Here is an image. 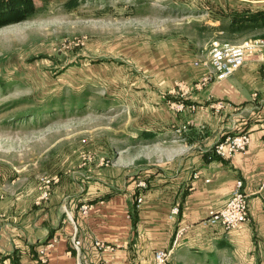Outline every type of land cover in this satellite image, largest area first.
Returning a JSON list of instances; mask_svg holds the SVG:
<instances>
[{
  "label": "rangeland",
  "instance_id": "rangeland-1",
  "mask_svg": "<svg viewBox=\"0 0 264 264\" xmlns=\"http://www.w3.org/2000/svg\"><path fill=\"white\" fill-rule=\"evenodd\" d=\"M34 1L37 14L0 29V194L20 204L49 201L62 181L87 195L99 171L148 189L159 130L193 105L211 43L264 36L213 26L223 13L208 15V0ZM233 253L186 264H252Z\"/></svg>",
  "mask_w": 264,
  "mask_h": 264
},
{
  "label": "crops",
  "instance_id": "crops-1",
  "mask_svg": "<svg viewBox=\"0 0 264 264\" xmlns=\"http://www.w3.org/2000/svg\"><path fill=\"white\" fill-rule=\"evenodd\" d=\"M208 1V15L223 13L210 15L213 26L229 24L232 12L264 9V0ZM208 72L202 68L197 81ZM194 87L185 98L193 105L185 104V111L173 116V129L159 130V177L147 190L144 183L132 186L126 178H106L99 171L87 195L82 193L84 181L76 180L62 181L43 204L10 202L0 194V264H38L39 250L54 238L50 264H155L159 250L172 251L171 264L233 251L252 264L264 262V254L255 252L256 244H264V47L227 80ZM242 132L251 136L246 153L213 158L216 143ZM239 181L249 195L250 222L233 231L205 225ZM176 203L181 212L171 220ZM88 204L92 209L84 213L82 206ZM75 240L81 244L78 251ZM96 242L114 250H99Z\"/></svg>",
  "mask_w": 264,
  "mask_h": 264
},
{
  "label": "built area",
  "instance_id": "built-area-1",
  "mask_svg": "<svg viewBox=\"0 0 264 264\" xmlns=\"http://www.w3.org/2000/svg\"><path fill=\"white\" fill-rule=\"evenodd\" d=\"M263 47L264 39L247 40L240 45H233L220 40L213 41L209 51L210 59L206 63L209 72L206 77L201 79L197 87H201L205 83L211 81L223 82L227 80L240 70L251 56L257 54ZM182 107L184 106L182 105ZM250 144L251 136L248 132L228 136L224 140L215 144L212 149V155H215L219 159L233 158L240 153H246ZM54 181L58 182V177H55ZM50 183L51 182L48 181L47 185ZM242 187V181L237 182L236 189L226 205L220 210L211 211L209 217L204 220V224L221 226L226 231L240 230L244 228V226L250 222L251 217L249 214V195L242 190ZM45 195H48V191H46L44 197ZM138 203H142V198L138 200ZM91 207L92 206L84 205L82 206V209L85 211ZM180 212L181 206L176 203L171 208L169 218L175 220L180 215ZM55 244H57V240L54 238L42 246L38 252V264H50L48 251L53 249ZM80 245V241L75 240L74 248L76 251L79 250ZM95 245L99 250H114L112 246H107L101 242H96ZM171 255L172 251H157L155 253V264H169ZM103 264L109 263L104 262Z\"/></svg>",
  "mask_w": 264,
  "mask_h": 264
},
{
  "label": "trees",
  "instance_id": "trees-1",
  "mask_svg": "<svg viewBox=\"0 0 264 264\" xmlns=\"http://www.w3.org/2000/svg\"><path fill=\"white\" fill-rule=\"evenodd\" d=\"M76 6L73 3L71 7ZM38 13L34 0H0V29L15 25L30 19ZM228 28L224 29L229 35L244 33L250 30L264 28V9H247L229 14ZM151 137V134H146ZM213 158L219 159L215 155Z\"/></svg>",
  "mask_w": 264,
  "mask_h": 264
}]
</instances>
